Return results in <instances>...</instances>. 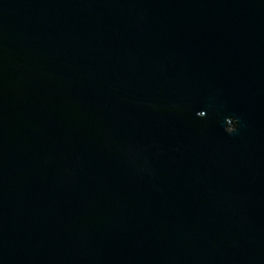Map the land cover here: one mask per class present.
<instances>
[{"label": "water", "instance_id": "95a60500", "mask_svg": "<svg viewBox=\"0 0 264 264\" xmlns=\"http://www.w3.org/2000/svg\"><path fill=\"white\" fill-rule=\"evenodd\" d=\"M0 264H264V0H0Z\"/></svg>", "mask_w": 264, "mask_h": 264}, {"label": "snow or ice", "instance_id": "6c2138e0", "mask_svg": "<svg viewBox=\"0 0 264 264\" xmlns=\"http://www.w3.org/2000/svg\"><path fill=\"white\" fill-rule=\"evenodd\" d=\"M198 114H199L200 116H203L205 113L201 111V112H199Z\"/></svg>", "mask_w": 264, "mask_h": 264}, {"label": "flooded vegetation", "instance_id": "af4514ba", "mask_svg": "<svg viewBox=\"0 0 264 264\" xmlns=\"http://www.w3.org/2000/svg\"><path fill=\"white\" fill-rule=\"evenodd\" d=\"M231 127H232V124H231Z\"/></svg>", "mask_w": 264, "mask_h": 264}]
</instances>
